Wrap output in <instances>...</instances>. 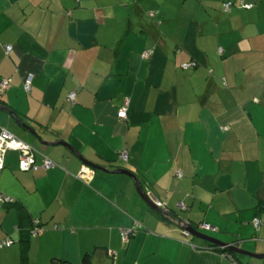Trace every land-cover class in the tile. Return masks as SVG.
I'll use <instances>...</instances> for the list:
<instances>
[{"label": "crops", "instance_id": "0c3cea01", "mask_svg": "<svg viewBox=\"0 0 264 264\" xmlns=\"http://www.w3.org/2000/svg\"><path fill=\"white\" fill-rule=\"evenodd\" d=\"M0 128L56 164L23 173L6 154L0 243L13 244L0 264L264 255V0H0ZM188 227L226 245L187 239Z\"/></svg>", "mask_w": 264, "mask_h": 264}, {"label": "built area", "instance_id": "2783aa9c", "mask_svg": "<svg viewBox=\"0 0 264 264\" xmlns=\"http://www.w3.org/2000/svg\"><path fill=\"white\" fill-rule=\"evenodd\" d=\"M233 2H226L223 4V9L225 12H229L234 7ZM243 8L249 10L252 9V5L249 4H243ZM12 52V46H5V53L7 55L11 54ZM222 53V51H219ZM184 69H187L190 67V64H184L182 65ZM32 81H33V75L29 74L24 83V88L26 92H30L32 88ZM75 93H71L69 95V99L74 103L75 102ZM119 118L125 119L127 117V111L121 110L118 113ZM9 152L17 153L18 155V168L21 172H38L40 170H49L51 168H54L56 164L46 155H40L41 161L40 163L37 162V157H39V154H41L39 151H37L35 148H32L30 145L26 144L25 142L21 141L20 139L16 138L13 134L8 132L5 129L0 128V171H2L5 168V156ZM119 157L121 160L127 161L128 160V154L126 153H119ZM91 175H93L92 170L87 167L83 166L81 172L79 173L78 177L81 180L89 181L91 178ZM179 176H181V173H179ZM0 200L5 202L6 204H11L13 201L9 198H5L4 196L0 195ZM157 207L162 208V204L159 202L155 203ZM37 222H33V228L31 230V234H37L39 232V229L37 227ZM255 226L258 227L259 221L258 219L254 220ZM204 229H209L208 225H202ZM58 229V228H56ZM133 230H126L122 232L123 239L125 241H128V239L133 235ZM183 236L185 238H189L191 236L189 231H183ZM13 244V241L8 240L0 243V249L3 248H9ZM196 248V247H195ZM223 261L221 264H239L231 253L226 252L222 255Z\"/></svg>", "mask_w": 264, "mask_h": 264}, {"label": "water", "instance_id": "95a60500", "mask_svg": "<svg viewBox=\"0 0 264 264\" xmlns=\"http://www.w3.org/2000/svg\"><path fill=\"white\" fill-rule=\"evenodd\" d=\"M45 143L46 145H53L52 143H47V142H43ZM29 145V144H28ZM32 147V146H31ZM33 148V147H32ZM93 167L99 171H103V172H111L107 169H104V168H99L97 166H94ZM115 173L117 174H124V175H127L129 177H131L135 183H136V186H137V190L139 191V193L141 194L143 200L152 208L162 212L164 215L166 216H169V214H167L166 212H164L162 209L160 208H157L156 206H153V200H151L150 196L147 195V193H145V191L143 190L142 188V185H141V182L140 180L132 173L126 171V170H116L114 171ZM172 220H175L174 218H172ZM186 231H189L190 234L192 235V237H194L195 239H198V240H201V241H205V242H208V243H211L215 246H225L226 244L222 243L221 241L215 239V238H212L204 233H201L199 232L198 230H196L195 228L193 227H188ZM229 252L233 255H237V257H240V256H244V257H250V258H254V259H257V260H264V255H261V254H255V253H251V252H248V251H244V250H241L237 247H229L228 248ZM233 255V256H234ZM239 264H240V261L238 260L237 261Z\"/></svg>", "mask_w": 264, "mask_h": 264}, {"label": "trees", "instance_id": "16d2710c", "mask_svg": "<svg viewBox=\"0 0 264 264\" xmlns=\"http://www.w3.org/2000/svg\"><path fill=\"white\" fill-rule=\"evenodd\" d=\"M253 6V5H252ZM253 8V7H252ZM250 10V9H249ZM31 91V90H30ZM30 225H32V227H31V229L29 228V230H28V232L29 233H31L30 231L32 230V228H33V221L30 223ZM23 244H25V248L23 247V254L26 252V249H27V242H26V240H24L23 241ZM234 255V254H233ZM232 255V256H233ZM234 257V259L236 260V261H238V257H237V255H234L233 256ZM83 264H92V262H91V259L89 258V256H85V258H84V260H83Z\"/></svg>", "mask_w": 264, "mask_h": 264}, {"label": "rangeland", "instance_id": "374dc122", "mask_svg": "<svg viewBox=\"0 0 264 264\" xmlns=\"http://www.w3.org/2000/svg\"><path fill=\"white\" fill-rule=\"evenodd\" d=\"M253 262H252V264H263L264 263V261H255V260Z\"/></svg>", "mask_w": 264, "mask_h": 264}, {"label": "bare ground", "instance_id": "6f19581e", "mask_svg": "<svg viewBox=\"0 0 264 264\" xmlns=\"http://www.w3.org/2000/svg\"><path fill=\"white\" fill-rule=\"evenodd\" d=\"M146 193V192H145ZM162 204V203H161ZM163 205V204H162ZM164 207V206H163Z\"/></svg>", "mask_w": 264, "mask_h": 264}]
</instances>
